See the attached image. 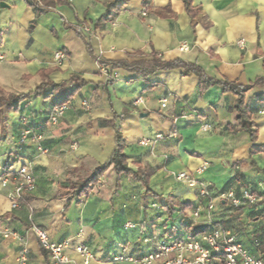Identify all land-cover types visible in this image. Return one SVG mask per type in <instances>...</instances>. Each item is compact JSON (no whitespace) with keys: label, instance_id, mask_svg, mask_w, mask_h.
Instances as JSON below:
<instances>
[{"label":"crops","instance_id":"1","mask_svg":"<svg viewBox=\"0 0 264 264\" xmlns=\"http://www.w3.org/2000/svg\"><path fill=\"white\" fill-rule=\"evenodd\" d=\"M111 1L44 0L51 9L38 6L37 11L31 0H0V88L28 93L44 75L58 86L51 95L32 96L8 116L7 134L0 142V178L6 159L17 156L11 168L28 163L35 190L12 209L7 199L11 185L0 187V264H16L22 244L26 264H50L33 228L46 231L55 244L69 241L65 254L70 264H112L117 254L126 258L117 264H129V258H140L169 232L177 236L171 226L182 217L177 207L171 218L166 216L162 207L168 198L191 205L186 220L193 230L206 226L204 211L199 220L191 218V210L205 204L202 185L214 196L235 188L239 195L241 187L232 178L240 172L243 189L254 194L264 190V153L249 156L252 144L236 120L231 93L217 85L200 91V78L182 68L156 71L147 78L120 71L118 81L106 84L97 62H134L156 54L166 62L181 60L199 68L204 79L249 85L264 78V0H191L203 18L194 27L182 0H128L112 19L99 23ZM78 25L90 26L93 33H77ZM56 51L66 56L60 67L54 65ZM71 90L76 92L65 104L63 117L49 124L50 107ZM261 91L254 88L245 95L253 110L257 146L264 145V106L254 100ZM137 98L142 99L138 106ZM162 99H167L165 108ZM22 114L41 138L37 144L20 143L28 128L18 121ZM203 124L211 129L202 131ZM116 132L124 141L127 168L133 173L146 170L148 188L159 199L145 196L141 183L117 176L111 167L87 194L66 193L111 158ZM172 132L175 137L150 147L139 145L142 138ZM242 161L244 166L233 167ZM182 172L194 186L176 181ZM259 216L257 206L232 212L222 203L212 214L250 254L251 240L264 221L249 220ZM77 244L88 247L87 263L74 251Z\"/></svg>","mask_w":264,"mask_h":264},{"label":"built area","instance_id":"2","mask_svg":"<svg viewBox=\"0 0 264 264\" xmlns=\"http://www.w3.org/2000/svg\"><path fill=\"white\" fill-rule=\"evenodd\" d=\"M37 5L42 7L39 0H35ZM77 33L82 35H91L93 29L87 25H78L75 27ZM240 46L241 42L238 43ZM183 50V48H180ZM2 58L0 57V60ZM54 65L60 67L66 60V56L62 51H56L53 56ZM100 72L106 79L109 77L106 67L100 66ZM119 72L113 71L110 74V79L115 82L119 80ZM135 105L142 104V99L137 98L134 102ZM161 108H165L167 105V99L160 101ZM85 110L89 109L86 102L83 103ZM68 109L67 105L52 106L48 112V123L51 125L57 124V122L63 117L64 113ZM20 121L24 124H28L30 118L24 114L20 116ZM202 131H208L211 127L207 124L200 126ZM176 136V132H172L170 135L163 136L157 134L152 139L142 138L139 140V145L142 147H150L157 141L166 138H172ZM40 137L35 135L32 128L28 127L23 131L20 139L22 145L37 144L40 141ZM176 181L186 183L192 187L195 181L189 177L186 172L179 173L175 176ZM11 185V191L7 194L10 207L15 209L20 203L24 201L26 195L32 193L35 190V180L30 170L28 163L19 164L16 169L10 168L5 176L0 178V187L5 188ZM262 195L251 193L248 190L241 189L239 195L231 189L214 196L208 187L201 186L200 197L205 201L203 207H196L191 210V218L196 221L199 220L204 211L203 221L209 228L205 232L198 234L194 238L189 237H172L169 232L163 241L157 243L150 251H145V254L140 258H129L127 261L129 264H261V262L252 256L239 242H237L235 235L225 229L221 224L215 222L212 218V214L216 211L217 207L224 204L230 211L235 212L242 206H253L257 203H262L264 206V190ZM33 234L35 235L40 247L48 253L50 264H70L71 260L65 254V249L68 246L69 241H65L61 244H55L49 240L46 231L33 228ZM8 234L4 233L3 237H7ZM172 238V239H171ZM74 251L84 258V263L90 260L88 247L83 244H77L73 246ZM126 258L121 254L111 258L112 264L125 261ZM26 247L22 244L21 250L16 264H26Z\"/></svg>","mask_w":264,"mask_h":264},{"label":"trees","instance_id":"3","mask_svg":"<svg viewBox=\"0 0 264 264\" xmlns=\"http://www.w3.org/2000/svg\"><path fill=\"white\" fill-rule=\"evenodd\" d=\"M44 0H39L44 10L51 9V4H43ZM59 0H56V2ZM184 4V10L186 14L190 18V23L192 27L195 26L196 23L203 20L201 11L199 8L192 7V1L191 0H182ZM128 0H113L106 4V12L104 13L103 17L99 20L100 22H106L112 19L117 12L126 5ZM53 4V3H52ZM31 7H34L38 11V5L36 1H32L29 3ZM156 15L158 16H165L163 11H156ZM98 26V25H97ZM97 62L101 67H106L109 77L110 74L113 71H126L129 73H133L136 76L145 77L147 78L151 74H153L156 71H169L171 69L175 68H182L184 70V73L187 72H193L200 78V91H204L207 89V87L211 85H217L221 88V91L223 93H231L235 97V104H234V111L236 120L239 123L240 128H242L244 131L248 133L250 142H251V148L249 151V156L251 157L253 154L256 153H264V145L257 146L255 145L256 141V135L257 131L254 127V124L251 120L253 110L245 103V95L252 89H260L262 90L258 94L254 96V100L260 105L264 106V78H258L254 82L250 83L246 86L237 85L233 82L228 81H218L214 79H204L202 76V72L199 68L193 66V65H187L181 60H175L171 62H166L161 60L159 57L156 56V54H152L150 59H142L140 61H134V62H127V61H121L116 62L113 64H106L100 60L97 59ZM43 81L40 83L34 90L28 93H9L4 91L0 88V142L4 140L6 134H7V128H8V116L11 114H16L20 110V106L27 102L32 96L34 97H40L44 95H51L52 92L56 89H58V86L53 85L50 81L47 80L46 75L42 76ZM107 78L106 84H110L113 81L110 78ZM75 90H71L69 93H67L60 101L55 103L54 106L58 105H65L70 100V98L75 94ZM52 107V106H51ZM256 110V109H255ZM20 123V117L18 119ZM23 125L30 127L31 123L29 122L27 125L22 123ZM124 151V141L119 133L116 132L115 134V149L112 153L111 158L102 166H99L94 171H92L88 176L80 179L76 183H74L70 189L66 191L67 194L71 196H81L88 193L90 187L97 181L98 177L106 171L109 167L113 169V171L116 173L117 176L119 175H125V176H131L136 181L142 184L143 187V194L145 196H152L154 199H159L158 196H155L152 194L148 188V178L149 173L146 170H138L136 173L131 172L126 165L125 161V155L123 153ZM18 158L16 157H8L2 167V173L3 176H5L8 172V170L15 165L18 162ZM246 163L237 162L233 165V167H241L244 166ZM248 166H253V164L250 162ZM232 181H234L241 189L245 188L246 184L244 181V176L240 172H235ZM236 194L238 191V188L233 189ZM223 193V192H221ZM253 193V192H251ZM258 194V195H262ZM253 206H257L259 208V212L261 216L257 218H250L251 223H258L260 220L264 221V206L262 203H257ZM177 207L179 214L181 215V219L178 221L180 228L177 229L174 224H172L171 229L175 230L177 233L176 237H189L194 238L198 234L205 232L207 230V226L205 227H196L193 230H190L191 227V221L186 220L187 214L189 213L191 209V205L189 203H182L177 200H173L171 198H168L165 201L164 206L162 209L165 211L166 216L168 218H171L174 214V208ZM246 206H242L235 212L241 210ZM223 227L227 230H230V228L226 225H223ZM171 231V230H170ZM173 234V231H171ZM254 239H252V243L254 246V250H252V256H254L256 259H258L261 264H264V225L263 227L254 234ZM237 240V239H236ZM237 242H239L237 240ZM240 243V242H239ZM241 244V243H240ZM43 250V249H42Z\"/></svg>","mask_w":264,"mask_h":264},{"label":"rangeland","instance_id":"4","mask_svg":"<svg viewBox=\"0 0 264 264\" xmlns=\"http://www.w3.org/2000/svg\"><path fill=\"white\" fill-rule=\"evenodd\" d=\"M173 224L175 225V227L177 228V229H179L180 228V225H179V223L178 222H173ZM172 237H175V236H172ZM172 239V238H171ZM250 253V252H249ZM252 253V252H251ZM253 254V253H252ZM251 254V255H252Z\"/></svg>","mask_w":264,"mask_h":264}]
</instances>
